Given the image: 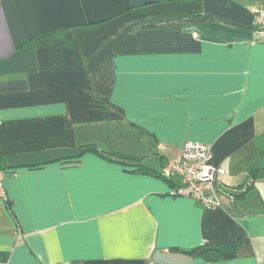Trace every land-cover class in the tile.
I'll use <instances>...</instances> for the list:
<instances>
[{
	"label": "crops",
	"instance_id": "obj_1",
	"mask_svg": "<svg viewBox=\"0 0 264 264\" xmlns=\"http://www.w3.org/2000/svg\"><path fill=\"white\" fill-rule=\"evenodd\" d=\"M256 9L264 0H0V264H264V178L244 189L264 168ZM184 140L245 190L221 195L230 209L168 195L157 173Z\"/></svg>",
	"mask_w": 264,
	"mask_h": 264
},
{
	"label": "built area",
	"instance_id": "obj_2",
	"mask_svg": "<svg viewBox=\"0 0 264 264\" xmlns=\"http://www.w3.org/2000/svg\"><path fill=\"white\" fill-rule=\"evenodd\" d=\"M254 33L256 42L264 43V9L255 10ZM210 156V147L206 143L184 140L178 155L172 159L167 158L162 165L164 178L173 181V184L170 182L169 195L192 198L208 208H222L223 203L219 197L221 186L218 184L223 185V182L218 174L223 170L210 163ZM5 176L0 150V196L6 200ZM252 182L251 178L247 184ZM234 200L235 196L231 195L230 201Z\"/></svg>",
	"mask_w": 264,
	"mask_h": 264
},
{
	"label": "trees",
	"instance_id": "obj_3",
	"mask_svg": "<svg viewBox=\"0 0 264 264\" xmlns=\"http://www.w3.org/2000/svg\"><path fill=\"white\" fill-rule=\"evenodd\" d=\"M134 41H135V36H134V35L129 36V37L126 39V41L123 43V45L120 46V49L122 50V48H124L125 46H128V45L132 44ZM111 104H112V106H115V107L118 108L119 110L123 111V109L120 108L119 106H117V105H115V104H113V103H111ZM84 150L95 152V153H97V154H99V155H101V156H103L104 153H110V154H112V155H117V156H119V157H122L124 160H132V159H133V160H140V159H141L140 157H132V156H128V155H125V154H122V153H116V152H113V151H111V150L99 149L98 146H97L96 144L86 145L85 148H84ZM165 160H166V159H165ZM164 162H165V161H164ZM164 162H163V163H164ZM121 163H125V162H121ZM139 166H140V164H139ZM137 168H138V170H140V171H142V172L154 173V171H152L151 169H149V168L146 167V166H143V167H137ZM155 173H157V172H155ZM157 175H158L160 178H162V179H164V180H166V181H168V182H171V184H173V181L164 178L162 172H160L159 174L157 173ZM251 176H252L254 179L264 178V168H263V169H257V170H254L252 173H250V179H248L247 182L251 180ZM247 182H246L245 185H244V189H246V190H248L249 188H251V186L253 185V182L250 183V184H247ZM218 186H221V187H219V192H220V193H219V197H220V199H221V201H222V203H223L222 208H224V209H230V208H231V207H230L231 204H229V205L226 204V203L222 200V198H221V197H222L221 195H223V194L226 193V192L222 189V186H227V185H225V184L223 183V185L218 184ZM168 195H169V192H168ZM229 195L231 196L232 194H229ZM170 196H171V195H170ZM230 196H229V197H230ZM234 196H235V195H234ZM236 198H237V196H235V200H236ZM235 200H234V201H235ZM234 201H233V202H234ZM233 202H231V203H233ZM220 208H221V207H220ZM238 245H239V241H235V242H224V243H221L220 251H217L218 253L216 252L217 254H216V253H215V254H216V255L219 254V256H220V255L222 254L223 251L233 250V249H235ZM199 250H200V249H198V248H194V249H190V250H184V252L189 253V254H195L196 252L198 253ZM211 251H212V249H211ZM207 254H208V253L205 254V257L208 256ZM210 255H211V254H209L208 258H210ZM212 257H214V256H211V259H212Z\"/></svg>",
	"mask_w": 264,
	"mask_h": 264
},
{
	"label": "water",
	"instance_id": "obj_4",
	"mask_svg": "<svg viewBox=\"0 0 264 264\" xmlns=\"http://www.w3.org/2000/svg\"><path fill=\"white\" fill-rule=\"evenodd\" d=\"M104 156L107 159H112V160L117 161V162H125V164L130 165V166H135L137 164V162L134 160H124L122 157H119L117 155H112L110 153H104ZM222 189L225 192L232 194V195H235V196H240V195H243L245 193V190H238V189H234V188L228 187V186H222Z\"/></svg>",
	"mask_w": 264,
	"mask_h": 264
}]
</instances>
